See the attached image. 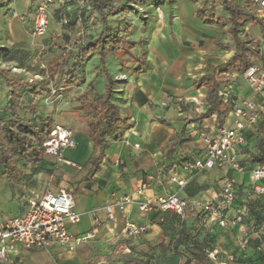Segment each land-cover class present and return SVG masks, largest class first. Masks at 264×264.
Instances as JSON below:
<instances>
[{
    "label": "crops",
    "instance_id": "0c3cea01",
    "mask_svg": "<svg viewBox=\"0 0 264 264\" xmlns=\"http://www.w3.org/2000/svg\"><path fill=\"white\" fill-rule=\"evenodd\" d=\"M31 1L28 0L27 4ZM20 2L22 5L26 0ZM6 7L7 19L15 18L9 15L10 2ZM172 8L170 11L162 9L166 14V20L163 27L155 34L153 25L159 24L157 16L150 24L146 17L142 21L137 18L127 21L128 19L124 18H127V15L124 16L122 13L110 17L115 18L114 20L116 18L123 20L112 23V26L134 41L136 46L130 51L131 57L120 56L116 60L109 58L107 61V70L115 80L114 103L119 107L123 124L117 139L107 137L104 156L98 165L99 170L91 178L85 179L90 168V155L84 158L82 169L78 166L70 167L58 163L55 159L47 157V160L55 166L54 174L47 175L40 172L36 179L34 177L30 181L31 184L29 182V186L25 182L8 183L4 180L3 182H6L4 189L0 187V202L17 204L15 211L8 216L0 215V221H6L21 211L28 196L39 195L47 189L40 190L38 183L44 179L51 181L58 173L55 179L59 183L53 190L66 188L73 196L74 210L81 215L79 222L69 225L68 230L74 234H83L93 227L94 218H97L99 229L95 238L79 245L75 251L54 245L48 249L12 252L4 264H108L111 260L128 254L130 247L146 251L148 245L154 247L162 242L166 247L169 238L161 240L160 223L165 221L168 224L171 214H158L154 211L142 213L136 205H127L123 211L115 208V219L110 221L104 210L106 204H113L125 196L137 198L138 187L147 176H152L153 180L144 191L143 198L150 203L158 197H165L174 192L183 199L199 197L206 192L215 191L226 178H233L243 195V199L240 197L242 202L237 199L235 204L246 206L254 220L259 221L264 217V199L249 193L251 180L248 173L236 175L226 167L219 166L198 173L182 189L168 185L165 180L171 169L177 178L185 179L186 175L181 170V163L201 155L202 144L196 132L201 128L208 131L218 127L216 114L200 119L207 110V87L199 84L198 81L203 75L212 73L214 66L229 60L234 53V47H228L231 45L230 37L228 39L225 35V28L228 27L210 24L209 17L212 10L196 8L190 3H185L183 7L172 6ZM80 13L81 10L73 12L74 21L71 27L59 26L55 18L50 19L58 26L59 35L56 36H59V42L75 45L82 41L83 35L85 38L88 37V40L102 30V26L94 16L88 18L89 14L84 12V16L88 19V23L85 24ZM18 16V19H23L22 15ZM215 16L217 18L218 15ZM91 23L96 24L93 26ZM86 25L88 26L85 27ZM142 27H145V31L140 33L138 30ZM133 29L138 31L137 38L132 34ZM65 34L69 36L67 43L64 41ZM140 35L144 36L142 43L139 39ZM152 41L158 44L157 48ZM94 56L96 55L89 58V60L96 58L90 76L99 67L98 58ZM89 60L85 64L84 75ZM136 69L140 70L136 72ZM119 76H125L127 80L117 82ZM222 76H225L224 80L228 81V84L222 85L221 89L229 87L236 100L253 98L258 107L257 123L246 124L242 132L245 143L236 146L237 155L242 161L246 150L250 153L257 152V138L264 140V100L253 97L243 74L228 71ZM65 87L68 90L70 85ZM80 106L82 107L81 104ZM58 116L56 123L69 128L74 138L77 137L94 152L88 120H84L78 112L69 113L70 117ZM230 119V112L227 110L221 118L220 125L227 126ZM134 144H139V148L135 149ZM205 174H209L207 180L203 176ZM246 201L247 204L244 203ZM90 211H94V214L88 213ZM229 214H233L232 209L229 210ZM126 220L146 225L145 235L139 238L123 237L121 228ZM200 225L204 234L214 237L213 249L209 254L212 253L216 264H264V254L255 252L254 242L250 238L247 251L239 252L241 234L237 227L220 228L212 217L203 218ZM165 254L170 257L173 253L167 251ZM156 255L159 256L157 251ZM208 258L211 261L209 256ZM156 264L165 263L161 261ZM176 264L195 263H187L186 258H181Z\"/></svg>",
    "mask_w": 264,
    "mask_h": 264
},
{
    "label": "trees",
    "instance_id": "16d2710c",
    "mask_svg": "<svg viewBox=\"0 0 264 264\" xmlns=\"http://www.w3.org/2000/svg\"><path fill=\"white\" fill-rule=\"evenodd\" d=\"M158 1L155 0V3L160 4ZM218 1L227 14L226 21L216 18L211 11L209 22L213 25L221 24L228 27L227 34L232 41L234 53L225 63L214 66L212 73L203 75L198 83L207 87V110L200 119L216 114L217 126H221V118L227 113V110L222 108L218 93L222 85L228 84V81L222 79L221 76L228 71L243 74L248 67L253 65L250 54L254 52L246 47V43L241 39V32L246 22L253 23L259 27L261 37L264 39V23L254 13L245 10L238 0ZM115 2V0H85L86 5L83 9L78 8L75 3H69L68 24L63 27H71L74 21L72 19L73 12L81 10L80 16L85 24L88 23V19L84 16V12L89 14L88 18L95 14L94 18L102 26V30L88 40V37L85 38L83 35L82 41L78 44L75 43L73 53L70 55L71 64L68 66L61 63L51 73V77L58 74L64 85L84 83L85 64L93 55L98 58L99 67L96 74L102 76L105 81L104 91L98 93L95 86L88 82L80 95L82 107L86 109L89 118L87 123L90 129V139L96 152V155L90 159V168L85 179L91 178L99 170L98 165L104 156L107 137L117 139L123 124L119 107L114 103L113 85L115 80L107 70V61L109 58L116 60L120 56L131 57L130 51L136 46V43L122 35L110 24V17L116 16L118 13L126 16L130 11L128 5L116 7ZM59 14V11L53 13L56 23L59 20ZM95 24L91 23L93 26ZM64 38L66 43L69 42L68 35L65 34ZM5 52L6 49L0 47V53ZM139 70L136 69V72ZM51 77L49 76V78ZM0 78L3 79L6 90L5 103L2 114H0V179H5L8 183L25 182L29 186L32 175H37L40 172L47 175L55 173V166L46 159L42 146L54 120L52 115L44 117L37 115L33 105V99L39 96H49L51 89L43 82L13 80L6 76L1 69ZM23 99L27 101L25 106H22ZM24 114L29 117H24ZM202 130V128L199 129V131ZM256 148V153L246 150L245 157L241 162L253 166L264 164V140L262 138H257ZM20 163L24 164V168L27 166L31 173L28 175L21 173ZM154 212L171 214L168 224L165 221L160 223L162 227L161 240L169 238L167 246L164 247L163 242L154 247L148 245L146 251L130 247L128 254L111 260L108 264H156L161 261L165 264H176L181 258H186L187 263L213 264L208 256L213 249L214 237L203 233L200 225L202 214L189 213L184 219H180L172 212ZM259 220L264 221V217ZM156 251L159 256L156 255ZM167 251H172L173 254L167 257L165 254Z\"/></svg>",
    "mask_w": 264,
    "mask_h": 264
},
{
    "label": "built area",
    "instance_id": "2783aa9c",
    "mask_svg": "<svg viewBox=\"0 0 264 264\" xmlns=\"http://www.w3.org/2000/svg\"><path fill=\"white\" fill-rule=\"evenodd\" d=\"M13 2L14 0L10 1L9 15L17 17ZM69 3H75L80 9L85 8L86 5L85 0H39L32 8L26 33L39 55L44 52V46L39 43V39L47 33L53 13L60 12L57 22L59 26L68 24ZM250 3L257 8L259 18L264 21V0H250ZM51 7L54 8L53 11L50 10ZM243 78L251 89L253 97L264 100V67L251 65L243 73ZM218 98L221 106L230 112L229 124L208 131L204 129L197 131L196 135L202 144L201 155L181 163L180 167L186 178H177L171 169L165 180L168 185L182 189L198 173L223 166L236 175L248 173L251 180L249 193L264 199V164L243 165L236 152V146L245 143L242 132L246 124L254 125L259 119L257 104L253 98L236 100L229 87L221 89ZM42 146L45 156L70 167L77 166L61 156L63 150L75 147L71 130L54 123ZM133 147L137 149L139 144H134ZM152 180V176H147L141 182L137 190V198L125 196L113 204H106L104 210L107 219L114 220L115 208L123 211L127 205H136L142 213L172 212L180 219H184L189 213H200L203 215L202 219L212 217L220 228L237 227L241 234L238 244L240 252L247 251L250 238L254 242L253 249L264 254V221L254 220L246 206L235 204L238 185L233 178H226L215 191L206 192L199 197L183 199L174 192L165 197H158L150 203L144 200L143 195ZM74 207L73 196L63 187L56 190L47 188L39 195L28 196L16 216L0 221V264H4L12 252L42 250L54 245L75 251L79 245L92 241L99 229L97 218H94L93 227L83 234H74L68 230L69 225L77 224L80 220L81 215L74 210ZM230 209L233 210L232 215L229 214ZM88 213L94 214V211ZM146 231V225L126 220L121 228V235L126 238H139L145 235ZM209 257L211 262L216 264L212 253Z\"/></svg>",
    "mask_w": 264,
    "mask_h": 264
},
{
    "label": "rangeland",
    "instance_id": "374dc122",
    "mask_svg": "<svg viewBox=\"0 0 264 264\" xmlns=\"http://www.w3.org/2000/svg\"><path fill=\"white\" fill-rule=\"evenodd\" d=\"M10 1L11 0H0V47L6 49L5 53H0V69L5 73L6 76L13 80L33 83L43 82L48 85V87L51 89V94L49 96H39L38 98L33 99L34 110L37 115L42 117L46 115H52L54 123H56V116L60 115L63 117H70L69 113L78 112L79 115L87 121V111L85 108L83 109V107L80 106V104L82 105V102L80 101V93L83 91L85 83H87L88 81L91 82L99 93H102L104 91L105 81L103 77L97 75L96 72H94V74L90 76L92 74V67L96 63V58H91L86 67L85 75L87 77H90L87 78L83 74L84 77H86L85 82L79 84H68L70 85V87H68L67 90V87L62 84L60 76L58 74H54L53 77H51V73H53L55 67L61 63L67 64L68 66L71 64L70 55L71 53H73L75 45H72V43L63 44L59 42V36H56L59 35L58 26L54 24L53 21H50L47 33L41 39H39V43L44 46V52L39 55L37 53V49L26 33L31 19L32 8L35 6V3L38 0H32L29 4H27L28 0H26V2L22 3V5L20 1L23 2V0H14L13 7L17 13V17L7 19V17L5 16L7 11L6 6ZM115 1L116 2L114 3V5L116 7L119 5H128L130 7L127 18L124 17L125 20L128 19L127 21H132L134 20V18L141 19L142 21L146 17V20L150 24L154 20V17L157 16L159 24L158 26L155 25L156 27L153 25L154 34L158 33V30L163 27L165 23L166 14L163 10H166L169 7L167 11H170L171 9H173L172 6L183 7L185 3H190L196 8L206 9L207 11L214 10V15H218L217 18L221 19L222 21H226L227 17L225 11L221 6V3L218 0H159L158 2H160V4H156L155 0ZM238 3L245 10L251 11L256 15V17L258 16L257 8L252 5L249 0H238ZM50 10L53 11L54 8L51 7ZM18 15H22V20L24 22L21 19H18ZM110 19L111 25L112 23H116L117 21H119L118 18H116V20H114L115 18ZM259 19L262 23H264L262 18ZM148 23L146 24L149 26ZM125 25H129V23H125ZM132 31V34H135L137 38L138 31L140 33L144 32L145 27H142V29H139L138 31H135L134 29ZM227 31L228 29L225 28L226 36H228ZM152 34L153 33L151 31V37L153 36ZM139 37L142 43V39L144 38V36L140 35ZM54 39H56V41H54ZM241 39L246 43V47L254 52L250 54V60L253 62V64L264 67V53H262V51L264 52V39L261 37L259 28L252 23L246 22L241 32ZM152 44L157 48L158 44H156L155 41H152ZM228 47L233 48L232 41L231 45H228ZM49 76L51 78H49ZM221 78L225 79V76H221ZM116 80L117 82H125L127 78L125 76H119ZM113 87H115V84L113 85ZM5 94L6 90L4 81L2 78H0V114H2L3 111ZM26 102L27 101L23 99L22 106H25ZM24 117L28 118L29 116L27 114H24ZM63 127L69 129L66 126ZM74 140L75 147L72 149L63 150L61 152V156L65 159L75 162L77 166L81 168V164L83 163L84 158L89 155L91 156V158H93L96 155V152H93L92 148L89 150L88 146L82 143L77 137L74 138ZM24 167V164H19V170L21 173L25 175L31 173L30 169L27 168V166L26 168ZM208 175L209 174L203 175L206 180ZM34 177L36 179L37 175H32V179ZM55 177H58V173L55 174ZM55 177L52 178L51 181H49V179H44V181L38 183L40 185V190H43V188H50L53 190V188L57 187L56 185H58L59 182H56ZM4 180L5 179H0V185L2 184V186L0 187H2V190L4 189L3 186L6 184V182H3ZM36 181L37 180H35V182ZM242 196L243 195L239 192V190H237V199L240 203L242 202L240 198ZM244 203L247 204L248 201ZM16 205V202H0V215L8 216L12 211H15ZM236 252L238 253V250Z\"/></svg>",
    "mask_w": 264,
    "mask_h": 264
}]
</instances>
